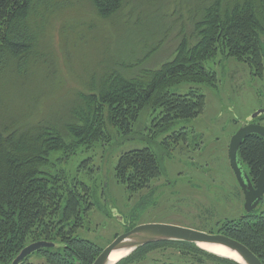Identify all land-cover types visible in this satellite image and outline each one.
I'll return each mask as SVG.
<instances>
[{
    "label": "trees",
    "instance_id": "obj_1",
    "mask_svg": "<svg viewBox=\"0 0 264 264\" xmlns=\"http://www.w3.org/2000/svg\"><path fill=\"white\" fill-rule=\"evenodd\" d=\"M138 1L0 0V83L8 77L29 74L31 63L34 66L41 56L40 35L54 17L86 5L98 19L110 20L129 3ZM195 20L191 33L179 34L170 58L156 68H144L143 64L163 46L158 40L141 51L135 64L119 58L109 63L87 91L76 93L56 124L44 120L23 127L15 117L0 116V264H11L23 248L37 241L56 245L36 252L44 259L41 264H92L103 248L75 237L82 227V216L92 210L87 202L90 189L78 181L69 184L66 173L55 169L56 165L66 163L81 148L110 141L115 130L131 139L141 113L150 110L155 129L153 136L147 137L150 148L123 154L115 168L117 180L128 191L144 190L161 175L156 150H168L172 143L185 140L186 131L182 128L174 132L155 149L151 141L174 122L196 118L203 112L205 97L199 90L177 95L170 93L172 87L186 83L214 85L215 74L205 64L217 55L244 63L255 76L262 77L264 0H210ZM263 120L254 119L252 123ZM237 157L255 184L264 166V138L245 136ZM207 233L238 241L264 264L262 213L245 212L237 220L217 223L216 230ZM164 243L183 244L193 258L186 264H238L184 242L148 244L116 264H132ZM26 262L20 264H30Z\"/></svg>",
    "mask_w": 264,
    "mask_h": 264
},
{
    "label": "rangeland",
    "instance_id": "obj_2",
    "mask_svg": "<svg viewBox=\"0 0 264 264\" xmlns=\"http://www.w3.org/2000/svg\"><path fill=\"white\" fill-rule=\"evenodd\" d=\"M209 1L139 0L104 21L86 5L68 9L41 33V56L34 66L31 63L29 74L0 83V116L15 117L23 127L44 120L58 123L57 118L76 93L87 91L109 63L119 58L135 64L141 51L156 40L163 46L144 68H156L168 60L179 34L191 33L200 8ZM205 66L215 74L214 85L186 83L169 90L177 95L199 90L205 97L203 112L174 122L151 141L155 149L174 132L186 131L185 140L172 143L168 150H156L161 175L144 190L128 191L117 180L115 168L123 154L150 148L147 137L155 131L150 110L141 113L131 139L115 130L110 141L81 148L66 163L56 165L55 169L66 173L69 184L78 181L90 189L87 202L92 210L82 216V227L75 237L104 249L132 225L162 224L209 232L215 231L219 222L245 215L244 193L229 162V144L242 126H264V120L250 121L264 110V72L262 77L255 76L244 63L222 55ZM258 118L264 119V114ZM241 167L247 173L246 165ZM254 211L264 215V195ZM164 244L132 264L192 262L183 244ZM43 262L42 255L34 253L26 263Z\"/></svg>",
    "mask_w": 264,
    "mask_h": 264
},
{
    "label": "water",
    "instance_id": "obj_3",
    "mask_svg": "<svg viewBox=\"0 0 264 264\" xmlns=\"http://www.w3.org/2000/svg\"><path fill=\"white\" fill-rule=\"evenodd\" d=\"M262 114H264V110L258 111L252 117H250V121L256 119ZM249 134H257L264 138V126L251 123L242 126L239 131L231 138L228 152L231 169L244 193V208L246 213H251L254 211L259 205L262 196L264 195V166L258 178L256 179L255 187H253L248 179V176L243 172L240 165L241 163L237 157V152L242 140ZM163 242H184L193 244L198 248H200L199 245L221 246L235 253L242 262H238L228 257H219L230 259L238 264H262L258 257L255 256V254H253L245 245L222 234H210L193 229L162 224H144L133 227L124 234L116 237L112 243L102 250V252L92 264H116L122 259L130 256L139 247ZM55 246L56 245L53 243L44 241L32 243L23 248L11 264H20L32 254L45 249H51ZM120 251H127L128 253L119 261L111 263V254L113 252Z\"/></svg>",
    "mask_w": 264,
    "mask_h": 264
},
{
    "label": "bare ground",
    "instance_id": "obj_4",
    "mask_svg": "<svg viewBox=\"0 0 264 264\" xmlns=\"http://www.w3.org/2000/svg\"><path fill=\"white\" fill-rule=\"evenodd\" d=\"M199 247L210 252V253L216 254L218 256L228 257V258L234 259L238 262H242L241 259L235 253H233V252H231V251H229L226 248H223L221 246L199 245ZM127 253H128L127 251L113 252L110 256V262L113 263V262L119 261L120 259L125 257L127 255Z\"/></svg>",
    "mask_w": 264,
    "mask_h": 264
},
{
    "label": "flooded vegetation",
    "instance_id": "obj_5",
    "mask_svg": "<svg viewBox=\"0 0 264 264\" xmlns=\"http://www.w3.org/2000/svg\"><path fill=\"white\" fill-rule=\"evenodd\" d=\"M251 183V182H250ZM253 187H255V184L251 183Z\"/></svg>",
    "mask_w": 264,
    "mask_h": 264
}]
</instances>
